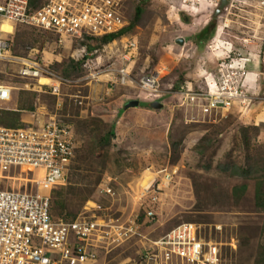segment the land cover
<instances>
[{
  "label": "rangeland",
  "instance_id": "obj_1",
  "mask_svg": "<svg viewBox=\"0 0 264 264\" xmlns=\"http://www.w3.org/2000/svg\"><path fill=\"white\" fill-rule=\"evenodd\" d=\"M139 1L121 2L126 24ZM221 1L144 0L138 22L119 38L106 44L84 38V44L94 46L91 51L80 45V39L59 43L56 36L42 31H32L38 40L23 46L21 36L14 40V33L7 36L11 54L36 57L59 76L70 61L84 57L82 75L65 78L70 84L61 89L58 109L54 96L22 89L23 81L14 75L15 64L0 62V81L14 88L8 106L20 108L25 100H33L32 109L44 106L41 111L56 113L74 133L78 149L74 162L72 157L66 167L67 184L61 187L66 191L70 187L71 192L61 207L53 205L51 216L84 220L95 216L128 224L136 222L139 210L153 212L152 220L143 217L142 224L139 222V235L118 244H108L104 238L92 252L91 264H144L139 253L146 239H155L182 223L194 225L200 238L221 243L220 264H264V204L257 205L261 198L255 195L264 193V176L244 179L218 169L225 163L244 162L242 126H255L248 133V153L264 160V89L261 93L259 88L264 83V0H224L217 12ZM211 20L214 26L200 46L196 35ZM128 42L136 47L130 60L124 61ZM85 63L91 70L126 65L133 82L112 83L104 75L85 78ZM236 67L239 74L235 76L249 98L243 104L234 100L227 110L203 114L196 104L184 103L175 94L176 88L170 89L183 80L202 88L208 73L230 75ZM150 74L157 78L159 96L134 84L140 76ZM129 100L138 103L117 117V109ZM153 101L160 107H152ZM96 120L100 133H106L108 124L115 122L110 144L103 145L108 155H101V160L93 150L95 136L100 134L97 127L92 132ZM205 135L210 138L209 146L198 155L194 147ZM112 153L119 155L116 161H112ZM10 181L14 187L23 184ZM241 186H245L242 194L233 195V188Z\"/></svg>",
  "mask_w": 264,
  "mask_h": 264
},
{
  "label": "built area",
  "instance_id": "obj_2",
  "mask_svg": "<svg viewBox=\"0 0 264 264\" xmlns=\"http://www.w3.org/2000/svg\"><path fill=\"white\" fill-rule=\"evenodd\" d=\"M122 1L46 0L28 11L29 0H0V62L15 64L14 75L23 81L22 88L54 96L58 109L61 89L70 81L47 70L36 57L11 54L7 36L18 24L53 34L59 43L114 34L127 23L121 14ZM135 47L134 42L125 45L124 61L130 60ZM86 65L85 78L104 75L112 83L133 82L126 65L93 70ZM236 69L230 75L222 71L216 77L205 75L202 88H194L184 80L175 94L182 96L184 103L196 104L203 114L227 110L234 100L243 104L248 96L238 83ZM134 84L149 94L161 91L151 74L140 76ZM12 89L10 83L0 81V111L10 109L7 103ZM41 110L28 111L21 127L0 125V264H89L94 259L92 252L104 238L108 244H118L139 235L137 227L142 222H137V216L135 223L128 224L95 216L85 220L51 216L50 191L65 183L75 138L70 126L59 121L56 113ZM10 180L23 184L14 187ZM144 217L152 220V210H144ZM146 240L141 252L144 264H220L221 243L200 238L195 226L188 223Z\"/></svg>",
  "mask_w": 264,
  "mask_h": 264
},
{
  "label": "trees",
  "instance_id": "obj_3",
  "mask_svg": "<svg viewBox=\"0 0 264 264\" xmlns=\"http://www.w3.org/2000/svg\"><path fill=\"white\" fill-rule=\"evenodd\" d=\"M46 0H29L28 2V11H31L35 8H37L38 6H40L42 3H44ZM124 2H126V0H124ZM143 6H144V0H140L139 3L134 4L133 6V12H132V18L129 24H126L121 30H119L118 32L114 33V34H108V35H103L101 37H89V36H83V38L80 39V45H85L86 46V50L87 51H91L92 49H94V46H91L89 44H84L83 39H92L94 41H98L101 42L103 44L109 43L112 40L119 38L120 36H122L123 34H125L128 29H130L131 26H133L136 22H138L142 12H143ZM123 12V10H122ZM214 26V22L211 20L206 27H204L202 29V31L200 33H198L196 35V40H197V44L198 45H202V43H204V41L207 39V36L210 34V29ZM31 30V31H30ZM36 29L34 28H30L24 25H16L14 27V35H13V40L15 38H18V36H21V45H25V44H31L33 42H35L36 40H38V38H36V33H32V31H34ZM30 31V32H29ZM38 31V30H36ZM43 32V31H42ZM47 33V32H45ZM50 34V33H49ZM17 36V37H16ZM31 38V39H29ZM30 40V41H27ZM79 40V39H78ZM17 41V39H16ZM82 41V42H81ZM12 42V39H11ZM199 46V47H200ZM11 47L12 44H10V52H11ZM198 47V48H199ZM13 49L15 51L16 47L13 44ZM83 58H81L80 60H76V61H70V65L68 67V69L63 68L60 69L59 74L63 77V78H78L80 75H82V73L84 72V69L81 67L82 62H83ZM153 60H156V57L153 58ZM53 67V66H52ZM65 69V70H64ZM53 71H56L55 69H53ZM179 81L183 80L181 77H179ZM184 81V80H183ZM177 87V86H176ZM176 87H170V89L172 88L174 90V88ZM159 96V94L157 95ZM33 101V100H32ZM29 102L27 103L26 100L23 102L24 104H21L20 108H18L19 110H26V109H32L33 103ZM126 103V102H125ZM125 103L120 105V108L117 109V113L116 116L119 115V113H122L125 109H127L125 107ZM130 109V108H128ZM69 115L72 116L73 113H71L70 111H68ZM118 117V116H117ZM115 117V118H117ZM25 118V115L22 114L19 111H0V125L6 126V127H20L22 125V122ZM115 118H113V120H115ZM70 121V120H69ZM68 121V122H69ZM67 122V120H66ZM114 124L115 122L112 121L111 124H108L107 127V131L106 133H100V125H99V121H93L92 125H93V129L92 132H95V128H98V133L95 136L97 142L93 145V150H94V156L97 157L98 160H101L102 156H107L108 155V151L103 148V145H108L110 144V138H112L114 136ZM88 126L87 122L84 123V128H86ZM255 129V126H242L239 128V133L241 136V140L242 142L245 144V148H244V162H242L241 165H236L234 163H229V165L227 163H225L223 166L219 165L218 169L222 170V171H229V173L231 175H238L241 176L244 179L247 178H254V179H259L262 178L264 176V160L262 158H255L253 159L252 156H249L248 153V133L252 132ZM76 132V131H75ZM180 140H178L175 144H173L174 146H177L179 144ZM210 143V138L208 136H202L196 143L194 149L196 154L198 155H202L204 152H206L208 146ZM77 146H75L74 151H73V158L72 161L74 162L75 157H76V153H77ZM93 155V153H92ZM112 157V161H116V159L119 157L118 154H111ZM67 177H65V184L58 186L56 188H53L51 190L50 193V211L53 209V205L59 204L60 207L63 203V198L66 197L70 192H71V188L69 187V189H67V191L65 190V188H61V187H65L67 184ZM260 185V184H258ZM68 188V187H67ZM245 188V186H241V187H234L233 188V195H240L243 192V189ZM58 189V190H57ZM257 190L259 191V187H257ZM255 195H259L257 197L261 198L260 202H258L256 199V201L258 202L257 205H261L264 204V193H260V194H255ZM256 197V198H257ZM58 198V199H57ZM256 202V203H257ZM138 216H137V222H141L143 217H144V212H141V210L138 211ZM51 214V213H50ZM63 218V217H61ZM66 219V218H63ZM73 219V218H71Z\"/></svg>",
  "mask_w": 264,
  "mask_h": 264
},
{
  "label": "clouds",
  "instance_id": "obj_4",
  "mask_svg": "<svg viewBox=\"0 0 264 264\" xmlns=\"http://www.w3.org/2000/svg\"><path fill=\"white\" fill-rule=\"evenodd\" d=\"M209 74H210V73H208L207 75H209ZM13 89H14V88H13ZM13 89H12V90H13ZM22 89H24V88H22ZM12 90H11V93H12ZM11 97H12V96H11ZM11 97H10V101H11ZM10 101H9L8 103H10ZM8 103H7V104H8ZM7 107H9L10 109H7V110L4 109V110H1V111H19V112H21L22 114L25 115V118H24V120H23V122H22V125H23L24 121H25L26 118H27V112L33 110V109H30V110H19L17 107H14V106H8V105H7ZM22 125H21V126H22ZM1 126H3V125H1ZM21 126H20V127H21ZM5 127H6V126H5ZM64 184H65V183H64ZM64 184H63V185H64ZM60 186H61V185H60ZM56 187H57V186H56ZM56 187H55V188H56ZM51 190H52V189H51ZM50 193H51V191H50ZM142 250H143V249H142ZM142 250H141V252H142ZM141 252L139 253V254H140L139 256H140V258H141L142 263H144L143 260H142V257H141V254H142ZM220 261H221V247H220ZM92 262H93V261H92ZM92 262H90L89 264H91Z\"/></svg>",
  "mask_w": 264,
  "mask_h": 264
},
{
  "label": "water",
  "instance_id": "obj_5",
  "mask_svg": "<svg viewBox=\"0 0 264 264\" xmlns=\"http://www.w3.org/2000/svg\"><path fill=\"white\" fill-rule=\"evenodd\" d=\"M224 4V0L221 1V3L219 4L218 6V9H217V12L219 11V9L223 6ZM137 100H129L125 103V107L128 108V107H135L137 105ZM151 106L152 107H160V103H158L157 101H153L151 102Z\"/></svg>",
  "mask_w": 264,
  "mask_h": 264
},
{
  "label": "crops",
  "instance_id": "obj_6",
  "mask_svg": "<svg viewBox=\"0 0 264 264\" xmlns=\"http://www.w3.org/2000/svg\"><path fill=\"white\" fill-rule=\"evenodd\" d=\"M253 70L255 71V70H257V69L255 68V69H253ZM259 74H260V73H259ZM259 88H260L261 93H262V90L264 89V83H261V82H260V87H259ZM262 88H263V89H262ZM263 91H264V90H263ZM249 95H253L254 98L257 99V98L255 97L254 93H251V94H249ZM247 96H248V95H247ZM262 104H263V103H262ZM263 105H264V104H263ZM263 114H264V113H263ZM263 116H264V115H263Z\"/></svg>",
  "mask_w": 264,
  "mask_h": 264
},
{
  "label": "bare ground",
  "instance_id": "obj_7",
  "mask_svg": "<svg viewBox=\"0 0 264 264\" xmlns=\"http://www.w3.org/2000/svg\"><path fill=\"white\" fill-rule=\"evenodd\" d=\"M118 41V40H117Z\"/></svg>",
  "mask_w": 264,
  "mask_h": 264
}]
</instances>
